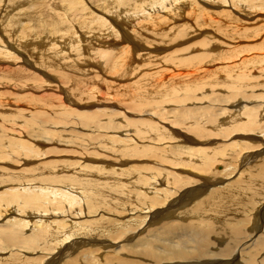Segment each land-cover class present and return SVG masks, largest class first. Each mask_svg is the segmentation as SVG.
<instances>
[{"label":"rangeland","instance_id":"rangeland-1","mask_svg":"<svg viewBox=\"0 0 264 264\" xmlns=\"http://www.w3.org/2000/svg\"><path fill=\"white\" fill-rule=\"evenodd\" d=\"M207 1L208 0L201 1L205 9L209 7L208 8L209 10L206 9V11L208 12L207 17L204 18L207 19V21L205 24H201L199 26H197L196 20L199 19L197 17L198 15H200L199 14L200 12H196V11L191 12L190 7H188L187 10H185L184 8L180 11L178 10V12L177 10H175V12L173 11L174 13L172 12L171 14H168L166 13V11H162L163 10L162 6H159V4L163 3L162 0L157 1L154 6L146 5V7L144 8L141 7V5L145 4L144 0H130V2L126 6L120 4L114 5L119 7V9L123 8L128 11L129 10L134 11L135 9H139V8L145 9V12L143 14L142 13L132 14L133 15L132 17L129 16L127 13H123L121 14V16L117 15L119 19L118 25L116 24L115 26L117 31L119 29V31L121 32L130 33L131 35L130 45H132L131 48L135 47L139 49L138 48L139 46L143 47V49H139L137 52L133 50L134 52H130V53L128 52L129 48H123L124 46L127 45V43H129L128 41L122 43L121 45H118V47L112 48L110 45H112L113 41L111 42V44L105 45L104 40L105 38L112 39L114 35L111 37L100 36V40L99 39L97 40L99 36H97L96 38L90 37L91 33H86L85 28L80 27V24H78L77 22H75L76 24L74 23L72 27L69 19L68 20L63 19L62 25H66L67 27L71 28L70 29L71 31L77 30L78 34L84 33V35L88 36V38H90L92 41H96V42L98 41L97 44L98 46L94 45V47H89V49H87V51L84 52V58L82 56L81 61L77 60V62H79L77 68H79L81 71L74 72V74L76 75V79H71V80H68L67 78H62L60 76L64 74L63 65H62V71H60L61 70L60 62L63 64V60H59L57 56H52L50 53L46 52V48H52L56 45L59 46L65 45L67 43L66 38L68 34L66 35L62 32V34L59 33L49 37L48 34H46L45 30L42 31L38 26L35 25V22L29 23L30 30L33 31L34 33L33 36H35L33 45L38 48V50L35 51L33 57L32 58L30 57L29 60L31 63H35L39 57L40 61L37 66L34 67L27 66V71L29 74L34 75L35 78L30 80L22 79V75L20 73L22 61L12 69L7 68L6 66H0V82L4 83L5 85L3 87H0V136L3 138L5 145V147L3 146L0 148V208H1L0 210H3L1 211L2 213H0L2 215V217H0V264H10V262L4 260L9 258V253L11 251L10 248H8L11 245H8L6 242V238L8 236V235L6 236V234L13 233L12 231L13 228H11V225L6 223L7 220L11 218H15V220L28 219L33 223L34 221L40 219H45L46 221H52L59 217V215H57V217L55 216L53 217L57 209L63 212H65L66 210V208L62 207L63 209H61L59 208V206L56 205L55 207H53L54 211H52V213L48 212L46 218H39L41 216L37 213L34 214L35 212H33V209L30 210L25 206L20 205V203L19 204L9 203L16 199L20 200L21 197H17L18 189L34 188L36 194H40V193L42 194L43 192L45 194L43 201L47 203L46 207L48 208L61 201L58 190L64 192L69 191L73 193L76 190L78 192V194H76L77 198L80 201L79 204L85 206V203L80 198V194H79L80 192H82L83 195L94 194L102 187V189H111V190L114 189L115 194H119L121 191V186L117 185V183H119L118 181L124 182L123 181L125 180L124 178L128 179L132 175V173L136 170L141 171L140 175H145L144 174L145 167H149L153 163L149 155L143 157L141 156L142 149L139 148V146L145 144L147 146L149 145L148 147H150L152 146V144H150V141L145 138L147 134L137 132L136 128L141 127L143 125H144L143 127L150 128V133L152 135L154 134L153 136H155L157 138L158 143L161 144L160 140L164 139L163 134H171L174 138L178 137L177 134L174 132L173 128L177 129L178 131L184 134L189 133L188 131H186L187 127L198 128V130L199 129L201 130L200 127H196L198 126V124L191 125L189 123L192 121H196V122L204 121L205 118L208 119V116L210 117L211 115L219 116L221 112L223 113L222 110L218 109L220 104L221 107H225V105H227L225 107L226 109L238 110L240 115L243 114L244 111H248L246 107L242 108V105L247 104L248 106H251L252 103L254 102L248 103V102H244L243 99L237 98V100L233 103L234 105L235 104L238 105L236 107L234 105L230 106L229 104H231V102L229 100L227 102V100L222 99L225 98L226 96L227 93L226 89L224 90L225 91L224 92L223 89H219L220 87H217L216 88L217 90L215 91H217L221 97L212 99L213 95L210 94L211 93L214 94V90L211 88L209 83L210 81L211 82L214 81L215 83L225 81V78L228 77L229 73L227 74L225 72L226 73L225 74L222 70V67L225 66L227 63L229 64L231 61H235L236 59H239L240 56L249 57L248 58L249 60L247 59V62L243 64V66H246L248 65V62L250 60L253 62L252 59L255 58L257 55L263 54L260 51L258 52V49L254 51H250L251 49H248V52L246 51L238 54L240 56L234 58L235 60L234 59L223 60L224 57L220 58L219 60L216 59V54L218 52L228 51L229 46L231 45L232 48L236 46H242L240 48L243 50L249 48L246 46L252 47L254 45H258L259 33L257 29L258 27L264 29L263 28L264 18L262 16L259 17L260 16L259 13L262 12L260 10L261 8H259L258 6L255 7L253 6L252 8V6H250L251 9L249 8L246 10L247 7L245 6V4L241 2L238 3L236 2L234 3V5L236 6L234 9L235 11L233 10V13H230V17H229L232 19L227 20L226 24H224L220 21H222L225 18V16H222V14L217 11V10L219 11L222 10L220 9L221 5H218L217 3V6H219V8L216 7V9H214L213 7L211 8V6L214 5L211 4L212 0L208 2ZM7 2H8L7 0H3V2L1 1L2 4H0V42L2 40L3 41L5 40V35L9 38L11 34L12 36V38H10L11 41H17V43H19L18 41L21 42V40L19 39L17 33L19 32L20 29L18 28V26H16L15 27L16 30L14 31L12 27V18L13 16L15 18L17 14L12 15L14 14V10L11 8L12 14L9 13L8 17L7 16H5V18L3 17L4 16L3 14L6 12L5 10L7 8H10L7 6ZM15 2L18 3L15 9L16 12L17 11L19 13L24 12L27 16L33 18H39V17L44 18L46 14L52 11L50 6L51 0H15ZM104 3L105 0H89V4H88L89 6L87 5V7H89V11L93 15L100 17L102 15L101 13ZM228 3H224V4L230 7V5L232 4L230 2ZM5 6H7V8ZM21 8L26 9V11L20 10ZM239 9H241L240 10L241 12L239 11ZM255 9H257V11ZM116 11L117 9L112 10V12H116ZM152 11L154 12V15L152 14L153 18L147 19L146 18L147 15ZM175 13L178 14V17H176ZM190 13H193V15H190ZM242 14L244 16H242ZM160 16L163 17L161 18ZM190 16H192V18ZM155 17L157 18V20ZM172 17L174 18V20ZM251 17L253 18V20ZM175 18H178V21L175 20ZM162 19L165 20V22H161L160 20ZM199 20L202 19L200 18ZM149 21L152 23L154 21L155 26H151ZM219 22L223 24L222 27ZM182 23L183 24L187 23L186 25L192 23L191 26L195 27L194 29L192 28L193 32L187 34V31L184 30L185 27L182 25ZM176 25H178V27H175ZM182 26L183 28H180ZM232 26L234 28H232ZM249 27H252L251 28L252 30H255L256 28L257 33L255 32L254 34H250L249 38L247 37L245 38L243 36L244 35L243 31L249 34L252 31V30L246 31ZM145 29H147L148 31ZM179 32H185V36L182 40L176 39L177 38L176 35ZM58 35H60L61 38H64L63 42H57V40L54 38V36H58ZM179 36L181 35L179 34ZM260 36L264 37L263 35ZM50 38L52 39L48 41V39ZM203 39L211 40V45H210L211 50L209 49V51L210 52L214 51L215 54V56H212L211 58L208 59L206 65L205 63H203V61L206 62L204 58L201 59L198 58L200 63L197 62L198 64H196L195 67H193V65L195 64L194 60L193 61L191 60V63L188 66L182 65V67H180V64L178 63L179 62L178 59L180 58V56L178 55V53L166 54L167 52L170 53L174 50H176V52L183 50L188 52L190 55H194L196 51L197 53H200L199 51L201 50H194V49L191 50V48L196 46L197 41L200 40L203 41ZM255 39L256 41H254ZM218 40L220 41L221 44L218 42ZM133 42L135 43L133 44ZM223 42L228 44L224 45ZM29 43L30 42H27L25 45L22 46L19 44L20 48L26 51L25 55L27 56V58H29L27 52V50L30 49L28 47ZM66 48L69 49L70 46H67ZM109 49H111V53L107 56ZM25 55L24 57H26ZM127 56H129L130 59L127 60V62H125ZM172 57H173L172 60H176V62L171 61L172 63L169 64H166L168 63V61H166V63L164 62L165 60L171 59ZM2 58L3 57L0 55V60ZM47 58L48 61H46ZM73 58H75V55L72 53L71 59ZM217 58H219V55H217ZM225 58L228 59V57ZM155 64H158V66H154ZM254 64L256 65H254V68L251 69H254V71L257 70L258 72V67H257L258 60ZM151 65L153 67H151ZM173 67L175 68L173 71H171ZM179 67L181 68L180 69L181 71L179 70ZM207 68L210 70V72L209 70H207L208 73L205 71ZM87 69H93L92 73L88 74ZM164 69L165 70L167 69L168 71L166 72L164 71ZM178 71H180L181 73H179ZM197 71H199V73ZM188 72L189 74H187ZM155 73H159V74H155ZM190 73L192 74L190 75ZM82 74L83 76L86 77L85 79H81ZM193 74L195 77L192 76ZM256 74L257 77L254 78L255 81L258 80V73ZM96 76L98 77V79H95ZM53 79H55V81L58 80L61 83L62 87L59 85L58 91L60 90L62 92L64 90L65 91L64 95L66 97H71L70 99L76 102L75 105L71 101L70 102L66 101V97L63 94H61L60 91L59 94L57 93V89L54 88L55 85ZM254 79H253V83H255ZM200 82H202L203 85L205 84V87L201 85L202 91L199 90L198 93H200L201 95L205 94L202 96V98H204L208 94L209 99L204 100L203 102H197V101L193 102L191 99H188V102H185L187 100V99L185 100V97L190 98L189 97L191 95L190 93L193 90H198V85ZM55 83H57V81ZM157 83L159 84L158 86ZM18 86L20 89L17 88ZM91 87H93L94 90L91 89ZM186 87L190 88V90L186 91ZM256 89H258V87L255 88V90ZM258 90H256L257 92L248 90V93L250 94L251 92H253L254 94H258ZM59 98L62 99V103L59 101ZM179 100H182V102H179L180 104H177ZM136 101H139L140 106L135 103ZM255 103H258V101H255ZM61 105L71 106L67 110L72 112L73 114L70 115L68 119L66 118L68 117L66 116L67 110H63L64 111L63 112L62 109L58 108ZM206 105L211 106L212 107L211 109L215 110L213 111V114L209 113L208 115L204 114L198 117L196 113H193V109L196 112L198 111L201 112L202 108ZM256 106L260 108V110H258V117L259 118L264 117L262 115L264 114V104L260 103V104H256ZM96 109L99 110L115 109L118 112L122 111L123 115L121 116L120 115L114 116L115 114L114 115L112 114L109 117L113 116L114 121L118 124H121V126L120 125L117 126V129L115 128L116 130L114 129L115 132L117 131L120 132V133L118 132L119 136H122L124 138L126 134V135H130L131 138L134 139L133 145L137 146L136 148L132 147L133 151L136 152L135 155H131V154L125 155L122 152L118 151L119 149L118 146H111V144L108 143L109 141H111V139L106 137L105 135L108 136L115 135L114 134L115 132L113 133L111 131H108L107 128L105 129L100 128V130L98 128L97 130L95 127H93L96 121L101 118V117L97 118L96 115L98 113L92 115V113ZM133 109H135L138 113L136 111L134 112ZM34 112H41L47 114V116L49 115V117L53 118L51 121L53 122V124L46 122L47 120H49V118H45V120H43L41 116H35L34 114H32ZM60 112H62V114H60ZM63 113L65 114L63 115ZM107 113L110 114L109 112H106V114ZM59 114L63 116H60ZM76 114H80L82 117L80 118V116H76ZM102 114L105 115L104 113ZM149 114H151L152 118L148 116ZM125 118H127L128 121H126ZM138 119H144V120L147 119V120L141 122ZM104 123L106 122H102V124ZM15 124H18L16 125L17 128H19L20 130H22L23 133H25V134L23 133L21 134L22 136L21 140L24 142V145L27 146V148H29L30 150L24 151L22 149L23 153L20 155L22 157H18L15 154L12 155L7 154V157H4L2 152L11 153V149L8 148L9 146L8 138L14 139L15 137H17L14 136L9 131L12 128L14 129V126L12 125ZM153 125L157 128V131L155 130L154 133H153L154 131ZM126 127L128 130H130L129 132L126 131L125 129ZM17 128L16 130L20 131ZM120 129L124 131H121ZM105 130L107 131V134L105 133ZM78 134H81L82 136L81 135L78 136ZM239 134L242 135L241 133ZM132 135H134L138 139ZM214 135L212 141H214L215 139V141L218 140V143H221V140H224V138L220 139L219 136L217 137V135H221V134L216 135L215 133ZM235 139L237 138H234V140ZM167 140L172 142L173 147L181 145V142L179 143L177 139L174 140L166 139V143H169V141ZM227 140H225L226 142L224 141L221 145L227 146L226 144H228L230 146L229 142L230 143L233 142L232 136H230L229 139ZM166 143L158 145V147L163 145L160 148L165 149L166 148L165 146L169 145V144L166 145ZM228 147L227 148L219 147V150L218 149L217 150L221 152L222 151L226 152ZM168 149L170 150L167 151H171V147H169ZM255 150H260V148ZM159 155H161L159 156V159L164 158L166 156L162 154ZM113 161L116 165L120 163V166L116 168L111 167L113 165L115 166ZM229 161H230L229 157L227 159L223 158L220 161V163L218 162L210 166L212 173H215V171L218 172L222 171L223 174H212V176L214 177H219V180H217V182L219 183L214 184L212 185V187L208 188V190H206V193L204 192L203 193L204 195H202L200 198L192 196L191 198H187V202L185 204L182 203L180 205H177V203H175L176 205L172 206L169 209L163 208L164 205L162 207H157L156 211L162 210L163 213L164 212L165 213L167 212V214L170 213L169 214L170 218L169 219L167 218L166 220H162V221L158 220L157 223L153 226L147 225L146 226L147 228L144 232L145 234H143V236L147 235L148 237L150 233L151 235L154 234L155 238L150 237V239L152 240V245L154 247H162L158 249L159 252L164 251L163 253H165L164 249L168 247L167 245L170 243L169 241L172 240V238L170 237L185 232V230L182 229H192V226L191 227L186 226L188 223H190L193 220L194 215L196 214V213L191 214L192 212L191 210L197 206L198 202L201 201L202 198L209 196L208 194L211 191H214V195L209 196L208 201L205 203V207L201 210L200 213L202 216L210 219V223H208L209 227H206V229H210L211 233L206 234L204 238L200 239V241L203 243V245L206 246L208 251H216L218 248H220L221 250L223 249L229 250L230 248L234 247L231 238L227 235V233L219 229L220 226H223V223H227V220H231L230 221L231 223L236 224L240 227L245 226V231L248 234L255 227L257 223V219H253L251 217H253L252 214L253 207L254 208L257 207L258 200H254L255 198H250L252 197L251 194L249 195L243 193V191L240 190L243 187V181H241L242 180L241 178H238L239 176L237 177L232 176L233 178L231 177L230 179H228L227 178L228 176L224 175L226 171L224 166L232 162L230 161L229 163ZM262 161H264V158ZM125 162L128 163L125 164ZM170 166L172 167L176 165L171 164ZM243 166L246 168L245 165ZM177 167L179 166H176L175 168ZM258 170H259L258 171V176H259V172H261V167H259ZM255 176L256 174L253 175V173H251L247 177L255 178ZM121 178L123 179L121 180ZM79 179L81 181H79ZM235 179H238V181L236 185H233L232 181H234ZM105 180L106 183L101 184V182ZM228 183L229 186H226V184ZM163 184L158 182V184L155 187H157L158 189L159 187L161 188V186L165 188L166 185ZM198 185H196V187L200 188L201 186ZM196 187L194 186L193 189ZM131 188H130L131 190L130 193H132L135 190L132 196L136 197L134 196V194L139 195L138 193L142 191L140 189L144 187L139 188L137 186L136 187L133 186V188L132 189ZM146 189L147 187L145 188V192L147 191L149 195L150 193L156 192V189H153L154 191H152V189L150 188H149L150 191ZM184 189H187V187L185 186ZM190 189H192V186ZM172 192L173 191L171 190V193ZM174 192L177 191L174 190ZM179 192L180 194H178ZM179 192H177L178 194L177 196L175 195L173 197L172 195L171 198L168 199L169 204H171L172 201H176L179 195L182 196L184 195L183 193H186L187 191H183L182 189ZM143 197H147V198L139 199V197L137 196L136 197L137 201L134 203L136 205L139 204L140 205L139 207H142L143 206L142 204L144 202L148 203L149 205L151 203L149 199L150 196L144 194ZM88 198L90 199V197ZM172 198L173 199L175 198V200H172ZM91 203L92 205H96L97 209L99 208H102L103 210L112 209V206L105 204L103 202H96L94 199L91 200ZM146 203L144 205H146ZM17 208L18 211H14ZM67 208H70V206H67ZM242 209L246 210L245 216H242L240 213H236L232 217V215L236 211L239 212ZM6 210L9 211L7 212ZM6 212L7 214L5 215ZM30 213H32L33 215ZM138 213L140 214V212H137V214ZM180 214H188L190 216L182 218L180 217ZM64 215L60 216L59 217L60 219L57 220H61ZM101 215H103V213H101ZM163 216L167 217L168 215L166 216L163 214ZM99 218L100 216L99 217L95 216L90 219L86 218L82 221H87V222L92 221V223L95 225H101L102 222L94 221L95 219L98 220ZM255 218L257 217L255 216ZM218 220L222 221L220 222V224L222 223V225H220L219 223L218 224L220 226L215 225V222ZM69 221H71V218H69ZM165 222H169L168 223L169 225L164 224ZM178 223H180V225H177ZM163 224H164V228H163ZM233 224L229 225L230 231L234 227ZM140 228H142V226ZM4 230L8 232L4 234L3 232ZM45 230L51 233L55 229H45ZM147 230L150 231L149 233L147 232L148 234L146 233ZM173 231H174V235H172ZM253 231L255 234L253 239L254 241H256L258 239V233L264 232V226L263 229L259 232L258 229L255 228ZM23 234L29 236L31 234L30 227L27 228L23 232ZM230 235H232V233ZM54 237H55L54 234H51L47 237L48 241H37L38 247L36 248L34 253L29 252L30 253L29 254L26 252H16L17 254H15V256L13 257L12 264H45V260H42V258L43 255L48 252L47 250L44 249L45 248L44 243L47 242L48 244H50L52 249L54 245H52V243L50 242L54 239ZM151 240L147 239V242H151ZM102 242L103 241H100V243ZM172 245H177V244L173 243ZM13 248L15 247H11L12 250ZM87 248L88 250H94L95 246L92 249H89V247ZM87 248L81 247L82 250ZM137 249L136 252L139 251L138 254L135 256V258H132V254L130 253L132 249L127 250V253L131 255L130 257H128L124 254V249L122 248L120 249L117 248V250H121L122 252L121 256H118V254L115 255L109 253V251L113 250V247H106L104 248L102 254L100 255L99 258L100 264H104L106 261H109L112 264H119L117 263L119 259L132 260L135 261L136 264L156 263L155 258H152L151 262H146V260H143L145 257L141 254V250H140L141 247L140 249L139 247H137ZM70 254H71L70 256H66L64 259L62 258L61 259L62 261L58 264H70L68 261H71L72 259H73V264H76V260H81L82 261L81 264H86L84 260V256L79 253L77 248L71 250ZM229 258L230 257H226V259L228 260ZM239 261L241 263L242 259L241 260L239 259ZM180 262L184 264L187 263V261L185 260H182ZM166 263L167 262H162V264H166ZM173 263L177 264L178 259L175 260Z\"/></svg>","mask_w":264,"mask_h":264},{"label":"bare ground","instance_id":"bare-ground-1","mask_svg":"<svg viewBox=\"0 0 264 264\" xmlns=\"http://www.w3.org/2000/svg\"><path fill=\"white\" fill-rule=\"evenodd\" d=\"M1 1L3 2V0H0V4H2ZM7 1H8L7 6L10 8H7V6H5L7 9L5 10L6 12L3 14L4 15L3 17L4 18H5V16L8 17L9 13L12 14L11 8L14 10V14H12V15L17 14L15 18H14V16L12 18V27H13L14 31L16 30V28H15L16 26H18V28L20 29L17 34H18L21 42L18 41L19 43H17V41H11V39H10V38H12L11 34H10L9 38L5 35V40L4 41L2 40L0 42V55L3 57L0 60V66H6L7 68L12 69L22 61L21 68H20V73L22 75V79L23 80H30V79L35 78L34 75L29 74L27 71V66H31V67L37 66L39 64V61H40L39 57L35 63H31L29 60L30 57L31 58L33 57L35 51L38 50V48L33 45L34 40H35V36H33L34 33H33V31L30 30V26H29L30 22H35V25L38 26L42 31L45 30L46 34H48L49 37H51L52 35H55V34H59V33L62 34V32L66 35L68 34L67 38H66L67 43L65 45H63V46L56 45L52 48H46V52L50 53L52 56H57V58H59V60H63V64L60 62V65H61L60 71H62V65H63L64 66V68H63L64 74H62L60 76L62 78H67L68 80H71V79H76V75L74 74V72H80L81 71L79 68H77V66L79 64V62H77V60L81 61L82 56L84 58V52H86L87 49H89V47H94V45H97L98 41L97 42L92 41L90 38H88V36L84 35V33L78 34L77 30L71 31L70 30L71 28L67 27L66 25H62L63 19H65V20L69 19L72 27H73V24L75 22H77L78 24H80V27L85 28L86 33H91L90 37L96 38L97 36H99L97 38V40L98 39L100 40V36L111 37L114 35L112 39H106L105 38V40H104L105 45L111 44V42L113 41L112 45H110V46L112 48H115V47H118V45H121L122 43H125L126 41H128L129 43H127L126 46H128V45L129 46L128 47L124 46L123 48H129V51H128L129 53L134 52V51L137 52L139 49H143V47L139 46L138 47L139 49H137L135 47L131 48L132 45H130V41H131L130 33L121 32V31H119V29H118L119 32L117 31V29L115 27L116 24L118 25V23H119V19H118L117 15L121 16V14L127 13L129 16L132 17L133 16L132 14H139V13L143 14L145 12V9H143V8L146 7V5L154 6L155 3L159 0H144L145 4L141 5V7H143V8L135 9L134 11H132V10L128 11V10H125L123 8L119 9V7L114 6V5H118V4L126 6L130 2V0H113V1L112 0H105V3H104L103 8H102V13H101L103 16L101 15L100 17L93 15L89 11V7H87V5L89 4V0H51L50 6H51L52 11H50L48 14H46L44 18L39 17L41 19L27 16L24 12L23 13L22 12L19 13L18 11L16 12L15 9H16V5L18 3L15 2V0H7ZM201 1H204V0H162L163 3L160 2L161 4H159V6H162L163 10L162 9L161 10L166 11V13H168V14H171L173 11L175 12V10H177V12H178V10L180 11L184 8H185V10H187V8L190 7L191 12H194V11L200 12L199 13L200 15H198L197 18H199V19L201 18L202 20H199V19L196 20L197 26H199L201 24L206 23L207 19H204L205 17H207V14H208L206 9L209 10L208 6H207L208 8H206V9L204 8V5L201 3ZM208 1H211V0H208ZM228 2H230L232 4V5H230V7H228L224 4V3H228ZM236 2L237 3L241 2V3L245 4V6L247 7L246 10L249 9L250 6H252V8H253V6L254 7L258 6L259 8H261L260 10L262 11L261 13H259V15H260L259 17L262 16L264 18V13H263L264 12V0H212L211 4H214V5L211 6L209 3L208 4L211 6V8L213 7L214 9H216V7L219 8V6H217V3H218V5H221L220 9H222V10H220V11L217 10V11L220 12L222 14V16H225V18L224 19L222 18L223 20L221 19L222 21H220V22L226 24L227 20L232 19L229 17H230V13H233V10L236 7L234 5V3H236ZM113 9H117V11L112 12ZM20 10L26 11V9H23V8H21ZM240 10L241 9H239V11ZM255 10L257 11V9H255ZM153 11L147 15V17H146L147 19L153 18L152 14L154 15V12H155V11L154 12ZM236 13H237V11H236ZM175 14H176V17H178V14L177 13H175ZM244 14H245V12H244ZM190 15H193V13H190ZM242 16H244V15L242 14ZM190 17L192 18V16H190ZM156 20H157V18H156ZM173 20H174V18H173ZM175 20L178 21V18H175ZM252 20H253V18H252ZM160 21L165 22V20H163V19ZM212 22H213V20H212ZM96 23H98V24H96ZM149 23L151 26H155L154 21H153V23L149 21ZM149 23H148V25H149ZM245 23H247V22H245ZM186 24L187 23H184V24L182 23V25L185 27L184 30L187 31V34L193 32L192 28L194 29L195 27L191 26L192 23H190L188 25H186ZM222 25L223 24H221V27H222ZM250 25H252V24H250ZM261 25H259V26H261ZM183 26L180 28H183ZM212 26H213V24H212ZM245 26H246V24H245ZM175 27H178V25H176ZM232 28H234V27L232 26ZM251 28L252 27H249L246 31L252 30ZM242 29H244V28H242ZM63 30H65V31H63ZM145 30H147V29H145ZM257 30L259 33L258 45H254L252 47L246 46V47H249L246 50L241 49L240 47H242V46H236V47L232 48L231 47L232 45H231V46H229V49L227 48L228 51H230V52H228V51L218 52L216 54V59L219 60L220 58L224 57L223 60H230V59L232 60L234 58L239 57L240 55H238V54H240L241 52H246V51L248 52V49H251L250 51H254V50L258 49V52L260 51L263 54L257 55L255 58L252 59L253 62L250 60L248 62V65H246V66H243V64H245L247 62V59L249 57L240 56L239 59H236V60L234 59L235 61H231L229 64L227 63L225 66L222 67V70L224 73L225 72L227 74L229 73L228 77L225 76L226 77L225 81L216 82V83L214 81H212V82L210 81L209 85L214 90V94H212V93L210 94V95H213L212 99H216L218 97H221L220 94L217 91H215V90H217L216 89L217 87H220L219 89H223V91L226 89V92H227L226 96H225V98H222V99L227 100V102L229 100L231 102V104H229L230 106L234 105L233 102H235L237 100V98L243 99L244 102H248V103L249 102L255 103V101H258V103H255V104L252 103L251 106H248L247 104L242 105V108L246 107V109H248V111H244L243 114H241V115L239 114L238 110L226 109L225 107L227 105H225V107H221V104L218 103V104H220L218 109L223 111V113L221 112L219 116H212L211 115L210 117L208 116V119L205 118L204 121H200V122L192 121L189 123L191 125L198 124V126H196V127H200L201 130L200 129L198 130V128L187 127L186 131H188L189 133L184 134V133L178 131L177 129L173 128L174 132L178 136L176 138H174L171 134H163L164 139L160 140L161 144L166 143V139H170V140L177 139V141L179 143L181 142V145L177 144L178 146L173 147L172 142L167 140V141H169V143H166V145L167 144H169V145L165 146L166 147L165 149L160 148L163 145L158 147V145H161V144H159L157 141V138L155 136H153L154 134L152 135L150 133V128L143 127L144 125L136 128L137 132L147 134V136L145 138L150 141V144H152V146H150V147H148L149 145L147 146L145 144L139 146V148L142 149L141 156L143 157V156L149 155V157L151 158L153 163L149 167H145V172H144L145 175H140L141 171L136 170L132 173V175L128 179L124 178L125 179V180H123L124 182L118 181L119 183H117V185L121 186V191L119 194H115L114 189L113 190L102 189V187L98 191H96L94 194L83 195L82 192H80L79 193L80 198L85 203L86 207L83 206L82 204H79L80 201L77 198L76 194H78V192L76 190L74 191V193L69 192V191L64 192V191L58 190V193L60 194V200L61 201H59V203L52 205L51 207L48 208V207H46L47 203H45L43 201L44 197H45V194L43 192H42V194L41 193L36 194V192L34 191V188L18 189L17 190V197H21L20 200L16 199L12 202H9L10 204H13V203L19 204L20 203V205L25 206L26 208H28L30 210L33 209V212H35L34 214L37 213L41 216L39 218H46L48 212L52 213V211H54L53 207H55L57 205L61 209L66 208V210H65V212H63V211H59V209H57L55 211L53 217L54 216L57 217V215H59V217L64 215V214L65 215L62 217L61 220H57V219H60L58 217L52 221H46L45 219H40V220L34 221V223L28 219H17V220H15V218H11V219L7 220L6 223L11 225V228H13L12 229L13 233L6 234V232H8V231H5V230L3 232H4V234H6V236L8 235L6 238V242L8 245H11L8 247V248H10L11 251L9 253V258L6 257L7 259H4V258H2V259L7 260L8 262H10V264H12V259L15 256V254H17L16 252L34 253L36 248L38 247L37 241H48L47 237L51 234H54L55 237L50 242V243H52V245H54V247L52 249H51L50 244H48L47 242L44 243V246H45L44 249L47 250V252H48V253L44 254L43 258H42V260H45V264H58V263H60L62 261L61 260L62 258L64 259L66 256L71 255L70 251L73 250L74 248H77L79 253L84 256V260H85L86 264H100V261H99L100 255L102 254V251L106 247H113V250L109 251V253H112L115 255L118 254V256H121L122 252H121V250H117V248H119V249L122 248V249H124V254L128 257H130L131 255H129L127 253V250L132 249L130 252L132 254V258H135V256L139 252V251L136 252L137 247H139V249L141 247V249H140L141 254L145 257L143 260H146V262H151L152 258H155V260H156L155 264H162V262H167L168 264L169 263L170 264H176L173 262L177 259H178L177 264H184V263L180 262L182 260L187 261L186 264H264V232L258 233V239L256 241H254V239H253V237L255 236L254 231H253L254 228L258 229V232H259L263 229V226H264V161H262L264 158L263 157V155H264V117H262V118L258 117V110H260V108H258L256 106V104H260V103L264 104V37L260 36V35L264 36V29H262L261 27H258ZM243 32H244V35L243 34L242 35L245 38L246 37L249 38L250 34H254L256 32V28H255V30H252L249 34H247V32H245V31H243ZM147 34H148V32H147ZM179 34L181 36H179ZM242 35H241V38H242ZM184 36H185V32H179L176 35V37H177L176 39L182 40L184 38ZM3 37H4V35H3ZM54 38L57 40V42H63V40H64V38H61L60 35L54 36ZM51 39L52 38L48 39V41ZM254 41H256V39ZM27 42H30L28 45V47L30 49L27 50L29 58H27V56L25 55L26 51L22 50L20 48V45L21 46L25 45ZM218 42L220 43L219 40H218ZM134 43L135 42H133V44ZM227 44L228 43H224V45H227ZM210 45H211V40H209V39L204 40L203 39V41L202 40L197 41L196 46L191 48V50L192 49L201 50V51H199L200 53H197V51H196L197 54L195 53L194 55H190L188 52L183 51V50H180L177 52H176V50H174L170 53L167 52L166 54L178 53V55L180 56V58L178 59L179 60L178 63L180 64V67H182V65L188 66L191 63V60L195 61V64L193 65V67H195L196 64L200 63L198 58L199 59L204 58L206 60V62H204L203 60L202 61L206 65L208 62V59L211 58L212 56H215L214 51H212V52L209 51V49L211 48ZM67 46H70V48L69 49L66 48ZM181 51H183V52H181ZM72 53L75 55V58H73V59H71ZM110 53H111V49L108 50L107 56ZM24 55L26 57H24ZM217 55H219V58H217ZM17 56H20L21 58L17 57ZM225 57H228V59ZM129 59H130V57L127 56L125 59V62H127V60H129ZM172 59H173V57L171 59L165 60L164 62L166 63V61H168V63H166V64L172 63L171 61L176 62V60H172ZM257 60H258V64H257L258 72H257V70L254 71V69H251V68H254V65H256L254 63H256ZM46 61H48V58ZM94 61H96V60H94ZM252 65H253V67H252ZM154 66H158V64H155ZM151 67H153V66L151 65ZM180 67H179V70L181 69ZM174 68L175 67H173V69L171 71H173ZM202 69H200V70H202ZM176 70H175V73H176ZM207 70H209V69L207 68L205 71L207 72ZM92 71H93V69H87L88 74L89 73L91 74ZM97 71H98V69H97ZM164 71L167 72L168 70L164 69ZM169 71H170V68H169ZM180 71H178V72L181 73ZM197 72L199 73V71H197ZM209 72H210V70H209ZM192 73H190V75ZM205 73H204V75H205ZM256 73H258V80L257 81H255V79H254L255 77H257ZM83 74H85V73H83ZM83 74H82L81 79L86 78L85 76H83ZM155 74H159V73H155ZM187 74H189V72ZM201 75H203V74H201ZM192 76H194V74ZM196 76H198V75H196ZM47 77H45V78H47ZM95 79H98V77L96 76ZM253 79H254L255 83H253ZM56 81H57V83H55ZM56 81H55V79H53V82L55 85L54 88L57 89V93L59 94L61 91L60 90H59L60 92L58 91V87H59V85L61 86V83L58 80H56ZM207 83H208V81H207ZM158 85L159 84L157 83V86ZM201 85H203L202 82L199 83L198 90H193V91L191 90L192 92L190 91L191 92L190 93L191 95L189 96L190 98L185 97V100L187 99L185 102H188V99H191L193 102H195V101L203 102L204 100L209 99L208 94L204 98H202V96L205 94L201 95L200 93H198L199 90L202 89ZM3 86H5L4 83L0 82V87H3ZM203 86L205 87V84ZM257 87H258V89H260V90L256 89V90H258V94H254L253 92H251L250 94L248 93V90L257 92L255 90V88H257ZM17 88H19V86ZM179 88H180V86H179ZM91 89H93V87H91ZM187 90H190V88L186 87V91ZM203 91H204V89H203ZM259 91H261V92H259ZM64 92L65 91L63 90L61 92V94L64 95ZM198 94H199V96H198ZM9 95H11V94H9ZM70 98L71 97H66V101H68V102L71 101L75 105L76 102ZM59 101L62 103V99L59 98ZM179 102H182V100H179L177 104H180ZM212 102H214V101H212ZM135 103L140 106L139 101H136ZM237 105L238 104H235L234 106L236 107ZM70 107L71 106H68V105H61L58 108L62 109V111H63V110L69 109ZM211 108H212L211 106L206 105L202 108V111L200 110L201 108L199 109L201 112H199V111L196 112L193 109V113H196L198 117L201 115H204V114H207V115L209 113L213 114V111H215V110H212ZM133 110H134V112L136 111L135 109H133ZM24 112H25V110H24ZM106 112H109L110 114H108V113L106 114ZM228 112H230V113H228ZM102 113H104L105 115H103ZM32 114H34L35 116H41V118L43 120H45V118H49V120H47L46 122L53 124V122H51L53 118L49 117V115L47 116V114H45V113L34 112ZM60 114H62V112H60ZM64 114L65 113H63V115ZM72 114H73L72 112L67 110L66 116H68V117H66V118L68 119L70 117V115H72ZM94 114H97L96 115L97 118L101 117L100 119H98L96 121L97 124L95 123L93 126L97 130H98V128H99V130H100V128H104V129L107 128L108 131H111L114 133L115 130L117 129V126L118 125L121 126V124H118L114 121L113 116H111V117H109V116L112 114L113 115L115 114L114 116H119V115L121 116V115H123L122 111L118 112L115 109H113V110L112 109H110V110L96 109V110H94L92 115H94ZM63 115H60V116H63ZM262 115L264 116V114H262ZM76 116H80V118L82 117L80 114H76ZM84 116H85V114H84ZM104 116H106V117H104ZM148 116H150V118H152L151 114H149ZM62 119H64V118H62ZM125 119H126V121H128L127 118H125ZM147 119H149V118H147ZM147 119H145V120H147ZM102 120H105V121H102ZM138 120L141 122L145 121L144 119H138ZM102 122H106V123L102 124ZM73 123H75V122H73ZM16 125H18V124L12 125V126H14V129L12 128L9 130L14 136H17L14 139L8 138V142H9L8 148L11 149V153L10 152L9 153L2 152L4 157H7V154H10V155L15 154L18 157H22L20 155L23 153V150L24 151L30 150L29 148H27V146L24 145V142L21 140V137H22L21 134L23 132H22V130L17 128ZM177 125H178V123H177ZM225 126H227V127H225ZM16 128L19 129L20 131H17ZM125 129L127 132L130 131L127 129V127ZM153 129H154L153 133L155 132V130L157 131V128L154 125H153ZM227 130H230V131H227ZM121 131H124V130H121ZM49 132H51V131H49ZM118 132L119 131L115 132L114 133L115 135H110V136L105 135L106 137L111 139V141H109L108 143H110L111 146H118L119 147L118 151L122 152L125 155H127V154L135 155L136 152L133 151V148H132V147H135V148L137 147L136 145H133L134 139H132L130 135H126V134H125V136L123 134V136H124V138H123L122 136H119ZM62 133H65V132H62ZM105 133L107 134L106 130H105ZM108 133H110V132H108ZM124 133H126V132H124ZM215 133H216V135L221 134V135H217V137L219 136L220 139L224 138V140H221V143H218V140L215 141V139H214V141H212L214 138L213 135ZM239 133H241L242 135H240ZM23 134H25V133H23ZM57 134H58V131H57ZM79 135H81V134H78V136ZM132 136H134V135H132ZM230 136H232V139H233L232 143L229 142L230 146L228 144H226L227 146L221 145L225 140L229 139ZM159 137H162V136H159ZM135 138H137V137H135ZM234 138H237V139L234 140ZM0 141H2V142H0V148L3 146L5 147L3 138L1 136H0ZM146 142H148V141H146ZM98 145H99V143H98ZM169 147H171V151H167V150H170V149H168ZM219 147H224V148L228 147V149L226 150V152H224V151L221 152V151H218ZM259 148H260V150H255V149H259ZM257 151H259V152H257ZM158 153L162 154V155H166V156L164 158L159 159V156H161V155H159ZM228 157L230 158V161H232V162L230 163V161H229L230 164H226V166H224L225 170H226L224 175H227L228 179H230L232 176H234V177L239 176L238 178H241L242 179L241 181H243V187L240 190H242L243 193H246L249 195L251 194L252 197H250V198H255L254 200H258L257 207L256 208L253 207V211H252L253 217H251L253 219H257V223H256L255 227L248 234L245 231V226L240 227L236 224L231 223L230 222L231 220H227V223H223V226H220V225H222V223L220 224V222H222L221 220L216 221L215 225L220 226L219 229L221 231H224L225 233H227V235L231 238V241H232V244L234 245V247L230 248L229 250H225V249L221 250L220 248H218L216 251H208L206 246L203 245V243L200 241V239L204 238L206 236V234L211 233L210 229H206V227H209L208 223H210V219L202 216L200 213H201V210L205 207V203L208 201L209 196L214 195V191H211L208 194L209 196L202 198L201 201L198 202L197 206L191 210L192 211L191 214H194V213H196V214L194 215L193 220L190 223H188L186 226L187 227L192 226V229H182V230H185V232H183L181 234H177L173 237H170V238H172V240H170L169 242L172 244L173 243L177 244V245H172L170 243L168 245L166 244L168 247L164 249L165 253H163L164 251L159 252L158 249L162 248V247H154L152 245V240L150 239V237L155 238L154 234L151 235V233H150L148 235V237H147V235L143 236V234H145L144 232L147 228L146 227L147 225L153 226L157 223L158 220L162 221V220H166L167 218L168 219L170 218V216H169L170 213L169 214H167V212L163 213L162 210L156 211L157 207H162L164 205L163 208L169 209L172 206H175L176 205L175 203H177V205H180L182 203L185 204L187 202V198H191L192 196L200 198L202 195H204L203 194L204 192L206 193V190H208V188L212 187V185H214V184L219 183V182H217V180H219V177H214V176H212V174H223L222 171L221 172L215 171V173H212L210 166L215 164V163H218V162L220 163V161L223 158L227 159ZM128 162H125V164H127ZM113 163H114V161H113ZM116 163H119V162H116ZM171 164L179 166V167H177V168H175L176 166L171 167L170 166ZM241 164L245 165L246 168ZM118 166H120V163L118 165L115 164V166L113 165L111 167L116 168ZM180 166H182L183 168ZM259 167H261L262 173L259 172V176H258V171L260 170V169L258 170ZM245 173H247V174H245ZM251 173H253V175L256 174L255 178L247 177ZM178 177H180V178H178ZM122 179L123 178H121V180ZM126 180H128V181H126ZM79 181H81V180L79 179ZM237 181H238V179H235L234 181H232L233 185H236ZM158 182L162 183V184L164 183L167 188L165 187L166 188L165 189L164 187L161 186V188L159 187V189H158L157 187H155L158 184ZM105 183H106V180L101 182V184H105ZM198 184L201 186L200 188L196 187V185H198ZM133 186L134 187L137 186L139 188L144 187V188L140 189L142 191L138 193L139 195L134 194V196H136V197L138 196L139 199L147 198V197H143L144 194L150 196L149 199H150L151 203L149 202L150 203L149 205L146 202H144V203L142 202L143 203L142 204L143 208H142V207H139L140 206L139 204L136 205L134 203L137 201V198L132 196L133 192L135 190L133 189L134 191L132 193H130L131 192L130 188L131 187L133 188ZM185 186L187 187V189H184ZM191 186H192V189H190ZM194 186L196 188L193 189ZM226 186H229V183L226 184ZM146 187H147L148 191H150L149 190V188H150V189H152V191H154L153 189H156V192L150 193V195H149V193H147V191L145 192ZM182 189H183V191H187V192L183 193L184 195H182V196L179 195L177 197L178 199L176 201H172V200H175V198L174 199L172 198V200H171L172 203L170 202L171 204H169L168 199L171 198L172 195L174 197L175 195L177 196L178 194H180L179 191H181ZM171 190L173 191L172 193H171ZM174 190L179 192V193L177 194V192H174ZM207 193H208V191H207ZM88 197H90V199ZM92 199H94L96 202H103L105 204H108V205L112 206V209H109V210L104 209L105 211L102 208L97 209L96 205H92V203H91ZM144 201H145V199H144ZM145 203H146V205H144ZM67 206H70V208H67ZM183 206H185V205H183ZM153 209H155V210H153ZM143 210H145L147 212H145ZM170 210H172V209H170ZM1 211H3V210H0V213H2ZM6 211L8 212L9 210H6ZM14 211H18V208L15 209ZM7 212L5 213V215L7 214ZM137 212H140V214L139 213L137 214ZM245 212H246L245 209H242L239 212L236 211L232 215V217L236 213H240L242 216H245ZM101 213H103V215H101ZM26 214H29V213H26ZM30 214H32V213H30ZM163 214L166 216L168 215L169 217L168 216L164 217ZM95 216H98V217L100 216V218L98 220L95 219L94 221L95 222L96 221L102 222L101 225H95L92 223V221L91 222L82 221L86 218L90 219V218H93ZM188 216H190V215L180 214V217H182V218H185ZM255 216L257 218H255ZM0 217H2L1 214H0ZM69 218H71V221H69ZM168 223L169 222H165L164 224L169 225ZM164 224H163V228H164ZM231 224H233L234 227L230 231L229 225H231ZM177 225H180V223H178ZM141 226H142V228H140ZM29 227L31 229V234L29 236H26L23 234V232ZM45 229H55V230L50 233V232L46 231ZM147 232L149 233L150 231L147 230L146 233ZM231 233H232V235H230ZM172 235H174V231L172 232ZM170 238H168V239H170ZM136 239H137V241H136ZM147 239L151 240V242H147ZM100 241H103V242L100 243ZM138 242H141V243H138ZM93 245L95 246V249L94 250H88L87 247H89V249H92L94 247ZM11 247H15V248H13V250H12ZM81 247H84L87 249L82 250ZM134 248H136V249H134ZM226 257H230L229 260L226 259ZM239 259L240 260L242 259L241 263H240ZM223 260H224V262L225 261L226 262L224 263ZM68 262L70 264H73V259L71 261H68ZM81 263H82L81 260H76V264H81ZM117 263H119V264H136L135 261L124 260V259H119L117 261ZM104 264H112V263L109 261H106Z\"/></svg>","mask_w":264,"mask_h":264}]
</instances>
